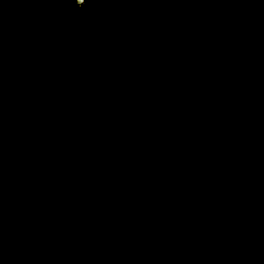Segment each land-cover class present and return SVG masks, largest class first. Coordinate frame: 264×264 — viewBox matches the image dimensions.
<instances>
[{"label":"water","instance_id":"obj_1","mask_svg":"<svg viewBox=\"0 0 264 264\" xmlns=\"http://www.w3.org/2000/svg\"><path fill=\"white\" fill-rule=\"evenodd\" d=\"M0 264H264V0H0Z\"/></svg>","mask_w":264,"mask_h":264}]
</instances>
